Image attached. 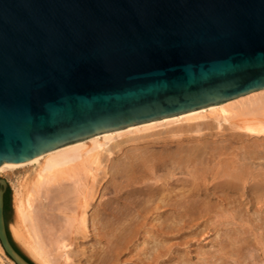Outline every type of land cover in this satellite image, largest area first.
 Wrapping results in <instances>:
<instances>
[{
    "label": "water",
    "instance_id": "1",
    "mask_svg": "<svg viewBox=\"0 0 264 264\" xmlns=\"http://www.w3.org/2000/svg\"><path fill=\"white\" fill-rule=\"evenodd\" d=\"M261 89L264 0H0V166Z\"/></svg>",
    "mask_w": 264,
    "mask_h": 264
},
{
    "label": "bare ground",
    "instance_id": "2",
    "mask_svg": "<svg viewBox=\"0 0 264 264\" xmlns=\"http://www.w3.org/2000/svg\"><path fill=\"white\" fill-rule=\"evenodd\" d=\"M18 169L12 232L41 264H264V89L4 164L0 175ZM53 190L76 198L65 213L82 235L57 242V256L35 218Z\"/></svg>",
    "mask_w": 264,
    "mask_h": 264
},
{
    "label": "rangeland",
    "instance_id": "3",
    "mask_svg": "<svg viewBox=\"0 0 264 264\" xmlns=\"http://www.w3.org/2000/svg\"><path fill=\"white\" fill-rule=\"evenodd\" d=\"M13 172H11L10 174L0 175V179H5L7 184H8V188L11 189L10 208H9V212H8V215H9L8 229H9V232H10V235H11L13 241L16 243V245L21 250V252L32 263L41 264V263H39L40 260L38 261V259L36 257V259L38 261V262H36L35 256H33V254L30 251H28V248L26 246L27 243H26V245L24 244L26 241L25 240L26 236L24 237L23 232L20 231L21 233L20 232L18 233V236H19V234H20V236H22L23 239L20 238V236H19V239L22 241H19L17 236L13 233L14 228H17V226H18L17 225L18 217H16L17 212L15 210L16 207H15L14 190L13 189H14V186H16L19 183V181L22 179V177L24 176V172L22 171V169H18L17 171H13ZM35 204H36L35 218H36L37 223L39 225L40 236L42 235L41 236L42 241H44L46 243L45 244L43 242L44 245H46L45 249L48 250L49 252L53 253V255H56L58 252L57 251L58 250L57 245H59V244L57 242H60L62 240H66L67 242H70V240H71L70 238L73 239L75 237H81L82 236L81 234H77L74 232L75 229H73V228H75V227H73L68 222V220H67L68 218L66 217V216H68V214L71 215L72 213L77 211L78 202H77L75 197L63 199L60 196V192L53 190V191H50L48 193L43 192L42 195L40 197H38V200ZM65 211H66V213L67 212H69V213L66 214ZM13 226H14V228H13ZM69 227H73L72 228L73 230ZM12 228H13V230H12ZM71 232H73V233H71ZM88 239H90V238H87L86 240H88ZM47 240H48V242H47ZM86 240H81V241L85 242ZM0 248H2L1 244H0ZM3 256H5L6 258ZM8 258L9 257L6 255L5 251L2 252L0 249V264H10Z\"/></svg>",
    "mask_w": 264,
    "mask_h": 264
},
{
    "label": "trees",
    "instance_id": "4",
    "mask_svg": "<svg viewBox=\"0 0 264 264\" xmlns=\"http://www.w3.org/2000/svg\"><path fill=\"white\" fill-rule=\"evenodd\" d=\"M10 196H11V189L10 188H7L6 190V193H5V219H6V223H7V226L9 224V215H8V212H9V208H10ZM8 233H9V237H10V240L11 242L13 243V245L15 246V248L28 260L30 261L22 252L21 250L18 248V246L16 245V243L13 241L11 235H10V232H9V229H8ZM31 262V261H30Z\"/></svg>",
    "mask_w": 264,
    "mask_h": 264
}]
</instances>
